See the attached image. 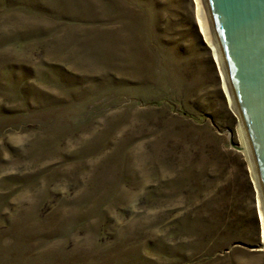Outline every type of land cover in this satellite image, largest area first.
Masks as SVG:
<instances>
[{
  "label": "rangeland",
  "instance_id": "1",
  "mask_svg": "<svg viewBox=\"0 0 264 264\" xmlns=\"http://www.w3.org/2000/svg\"><path fill=\"white\" fill-rule=\"evenodd\" d=\"M195 7L0 0V264H264Z\"/></svg>",
  "mask_w": 264,
  "mask_h": 264
},
{
  "label": "water",
  "instance_id": "2",
  "mask_svg": "<svg viewBox=\"0 0 264 264\" xmlns=\"http://www.w3.org/2000/svg\"><path fill=\"white\" fill-rule=\"evenodd\" d=\"M264 208V0H203Z\"/></svg>",
  "mask_w": 264,
  "mask_h": 264
},
{
  "label": "bare ground",
  "instance_id": "3",
  "mask_svg": "<svg viewBox=\"0 0 264 264\" xmlns=\"http://www.w3.org/2000/svg\"><path fill=\"white\" fill-rule=\"evenodd\" d=\"M194 2H195V5H196V7H195L196 8L195 9V11H196L195 21H196V25L198 27V32L201 35V38H202L203 42L205 43V45L208 47V49L212 53L213 59H214L216 65L218 67V70H219V73H220V77L222 79V90H223L227 100L229 101V105H230L232 111L238 117L237 111H236V109L234 107V104H233V101H232V98H231L230 90H229V87H228V83H227L225 72H224V69H223V66H222L220 55H219L216 43H215L213 35H212L210 22H209V19H208V15H207V12H206V9H205L204 2H203V0H194ZM238 119H239V117H238ZM238 130H239V134H240V138H241V146H240L241 150L240 151L242 152L244 158L247 161V164H248V167H249L248 169L250 170L251 176H252L253 181H254V185H255V187L257 189V192H258V202H257V204H258V210H259V218H260V222H261V225H262V243H263L261 251L264 252V208H263L262 200H261V197H260L259 189H258V186H257V182H256V178H255V173H254V168H253V165H252L250 153H249V150H248V147H247V144H246L245 136H244L240 121H239Z\"/></svg>",
  "mask_w": 264,
  "mask_h": 264
}]
</instances>
